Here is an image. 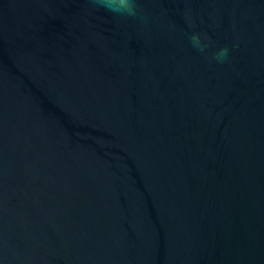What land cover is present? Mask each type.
Here are the masks:
<instances>
[{"label":"water","instance_id":"water-1","mask_svg":"<svg viewBox=\"0 0 264 264\" xmlns=\"http://www.w3.org/2000/svg\"><path fill=\"white\" fill-rule=\"evenodd\" d=\"M0 264H264V0H0Z\"/></svg>","mask_w":264,"mask_h":264},{"label":"clouds","instance_id":"clouds-1","mask_svg":"<svg viewBox=\"0 0 264 264\" xmlns=\"http://www.w3.org/2000/svg\"><path fill=\"white\" fill-rule=\"evenodd\" d=\"M96 10L104 11L116 16L134 15L136 0H90Z\"/></svg>","mask_w":264,"mask_h":264}]
</instances>
